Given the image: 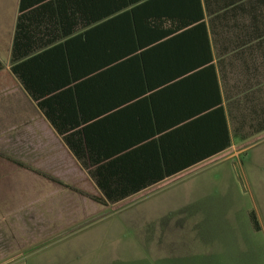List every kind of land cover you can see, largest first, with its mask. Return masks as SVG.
Returning <instances> with one entry per match:
<instances>
[{
    "label": "crops",
    "instance_id": "obj_1",
    "mask_svg": "<svg viewBox=\"0 0 264 264\" xmlns=\"http://www.w3.org/2000/svg\"><path fill=\"white\" fill-rule=\"evenodd\" d=\"M20 14L49 107L11 72ZM0 63V120L22 169L89 186L82 200L97 203L94 161L129 154L127 172L137 181L176 168L111 204L193 193L171 206L180 218L215 211L214 202L216 218L231 215L237 177L249 188L253 176L261 221L247 209L246 222L264 228V129L239 138L235 102L244 89L247 105L264 107V0H0ZM247 122L258 128L262 115ZM51 163L58 173L46 170Z\"/></svg>",
    "mask_w": 264,
    "mask_h": 264
},
{
    "label": "rangeland",
    "instance_id": "obj_2",
    "mask_svg": "<svg viewBox=\"0 0 264 264\" xmlns=\"http://www.w3.org/2000/svg\"><path fill=\"white\" fill-rule=\"evenodd\" d=\"M7 126L1 119L0 264H264V228L249 230L245 217L254 210L261 221L259 178L252 176L248 188L237 177L238 210L219 219L209 200L204 206L215 211L201 217L172 215L171 206L193 194L187 191L103 207L82 200L93 193L89 186L22 169ZM46 167L59 172L53 163ZM77 188L81 196L72 193Z\"/></svg>",
    "mask_w": 264,
    "mask_h": 264
},
{
    "label": "trees",
    "instance_id": "obj_3",
    "mask_svg": "<svg viewBox=\"0 0 264 264\" xmlns=\"http://www.w3.org/2000/svg\"><path fill=\"white\" fill-rule=\"evenodd\" d=\"M209 0H206V4ZM20 7V11H21ZM23 15L20 14L16 22V30L13 39L12 52H11V72L21 81L25 91L29 94L30 98L35 101L41 108L50 105L51 98L44 99V94L47 92L46 89H39L37 84V59L36 55L29 56L33 48L26 41H23ZM259 34H262L261 31H258ZM2 65L0 63V69ZM40 90V91H39ZM237 97L235 102L238 109V126L236 132L238 133L239 138H245L254 132H258L264 129V107L260 109L254 108V106L247 105L244 89H237ZM262 115V124L258 128L252 127L247 119H256L260 120ZM45 116L53 126V119L51 115L45 111ZM252 128V129H250ZM59 130V129H58ZM228 144V143H227ZM74 156L81 160L82 154L75 153ZM130 155H121L114 157L113 159L107 161H94L92 164H97L95 169L91 171V176L93 177L97 188L99 189L101 196L94 199L98 204L106 206L111 203L120 201L139 190L145 188L149 184L161 180L165 175L173 174L179 169L165 170L158 176H151L137 181L133 176L127 172L128 161ZM250 220L252 221L254 228L257 227V221L255 214L250 212Z\"/></svg>",
    "mask_w": 264,
    "mask_h": 264
}]
</instances>
